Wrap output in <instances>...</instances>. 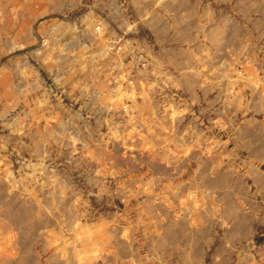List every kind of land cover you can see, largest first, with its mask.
<instances>
[{"label": "rangeland", "instance_id": "rangeland-1", "mask_svg": "<svg viewBox=\"0 0 264 264\" xmlns=\"http://www.w3.org/2000/svg\"><path fill=\"white\" fill-rule=\"evenodd\" d=\"M255 103L264 0H0V215L30 207L61 264H145L174 201L215 200L201 168L249 161L224 118ZM17 230L0 261L23 260Z\"/></svg>", "mask_w": 264, "mask_h": 264}, {"label": "crops", "instance_id": "crops-1", "mask_svg": "<svg viewBox=\"0 0 264 264\" xmlns=\"http://www.w3.org/2000/svg\"><path fill=\"white\" fill-rule=\"evenodd\" d=\"M248 29L250 32L251 28ZM175 49L177 50L176 47ZM170 51L175 53L174 49L167 52ZM252 108L255 115L257 112L263 117L245 118V122H237L239 118H224L227 125L243 123L242 125H246L248 137H253L246 145L249 161L237 166L233 165L236 161L227 164L217 155V164L214 167L210 166L204 170L201 168L200 186L205 189V179L206 187L214 186L215 200L196 201L197 203L182 201L183 204L181 201H174L175 204L168 213L169 240L165 242L159 235L157 238L160 240V247L158 245V249L149 254L148 250H145V264H161L159 258V263H155L152 256L158 251L168 255L169 264H264V107L255 103ZM212 119L217 120V117ZM230 143L236 147L233 138ZM237 146L242 147L239 141ZM234 155L237 154L233 152L231 156ZM213 174L215 178L212 177ZM22 203L10 201L7 211L0 215L8 222L7 225L0 224V235L4 238L2 232L5 234L19 229V236L29 239L25 245H19L22 246L18 252L22 253L24 258L17 263L5 256L0 264H61L57 249L50 252L47 246L38 248L34 245L35 242L30 240L39 229L42 230L43 223L34 218L37 213ZM195 203L197 208L193 207ZM160 205L163 206V203L160 202ZM20 231H23L22 235ZM0 249L8 253L12 251V247L2 245Z\"/></svg>", "mask_w": 264, "mask_h": 264}, {"label": "bare ground", "instance_id": "bare-ground-1", "mask_svg": "<svg viewBox=\"0 0 264 264\" xmlns=\"http://www.w3.org/2000/svg\"><path fill=\"white\" fill-rule=\"evenodd\" d=\"M110 44V43H109ZM107 51V50H106ZM57 232V231H56ZM61 233H59V235H60ZM55 237V236H54ZM70 243V242H69ZM68 243V244H69ZM67 247V246H66ZM71 248H72V246H71ZM60 249V248H59ZM68 250V249H67ZM69 251V250H68ZM60 252V251H59ZM66 253V252H65ZM70 254V253H69ZM70 259V258H69ZM67 261V260H66ZM66 261H65V263H66ZM72 262V261H71ZM67 264V263H66Z\"/></svg>", "mask_w": 264, "mask_h": 264}]
</instances>
